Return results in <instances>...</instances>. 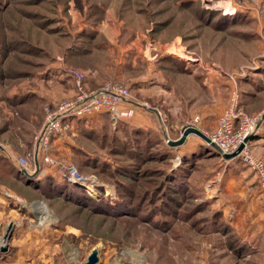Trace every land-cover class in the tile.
Here are the masks:
<instances>
[{
	"label": "rangeland",
	"instance_id": "1",
	"mask_svg": "<svg viewBox=\"0 0 264 264\" xmlns=\"http://www.w3.org/2000/svg\"><path fill=\"white\" fill-rule=\"evenodd\" d=\"M99 35H122L126 44L125 40L130 43L135 38L146 49V59L153 55L154 69L167 72L179 91L184 117L174 127L171 117L176 112H168L159 96L131 93L137 101L157 107L165 118L162 121L157 110L136 109L157 119L158 127L151 134L161 146L152 143L151 160L135 164L128 154L114 150L118 120L104 113L69 118L59 131L68 129V146L61 144L54 152L50 141L48 155L58 163L49 166L42 160L45 164L39 170V175L54 173L56 181L14 186L22 197L13 193L1 202V224L7 225L4 235L9 231L11 237L14 223L33 225L40 231L41 247L25 250L42 257L39 264H83L92 249L97 251L92 264H226L224 239L215 233L216 225L206 223L224 197L229 163L236 167L242 163L214 154L205 158L199 151L192 169L180 171L188 177L185 188H189L181 193L182 184L165 182L164 169L167 163L170 168L181 164L182 150L178 145L167 153L166 162L161 161L160 150L167 138L176 139L187 126L210 131L195 114L208 96L217 117L233 89L246 113L264 112V0H0V146L14 148L13 160L27 155L30 169L38 170L41 157H32L35 137L45 107L61 98L49 102L42 93L57 91L48 87V81H39L43 69L56 63L67 45L71 49L78 42L90 48L91 40L102 39ZM135 48L134 44L124 50L114 46L112 57L142 53ZM166 49L168 57L163 56ZM142 56L137 63L145 62ZM61 59L57 71L63 72L68 62ZM109 80L124 81L118 77L104 81ZM195 116L199 122L189 125ZM189 135L206 146L201 137ZM65 166L95 178L92 186L90 182L88 188L80 186L94 199L61 194L66 189L61 187ZM0 182H11L1 163ZM118 189L125 197L119 209L115 208Z\"/></svg>",
	"mask_w": 264,
	"mask_h": 264
},
{
	"label": "crops",
	"instance_id": "2",
	"mask_svg": "<svg viewBox=\"0 0 264 264\" xmlns=\"http://www.w3.org/2000/svg\"><path fill=\"white\" fill-rule=\"evenodd\" d=\"M102 39H94L89 44L90 48L79 46L80 44L74 43L71 49H68L70 45H67L65 54L58 57L62 61L68 62V67H76L85 74V85L89 89L96 88L105 79L118 77L123 82L130 85L131 93L134 97L156 95L160 97L161 103L165 102L168 112L173 110L176 112L171 120L174 127H177L179 120L184 117V107L181 105V96L179 91L176 90L174 82L169 81V74L160 71V78L158 80V73L154 69V63L151 56L147 58L146 49L142 50L138 43L130 40V43L122 42V35H99ZM80 38V37H77ZM77 40V39H76ZM121 40V41H120ZM129 44V45H128ZM134 44L138 50L144 55V63H137L138 57L142 56V53L131 52V55H125L123 59H116L112 57L114 46L117 49L124 50ZM73 46L74 49H73ZM135 48V49H136ZM169 49H166V53L163 56H169ZM104 55L101 57L100 53ZM126 54V52H125ZM143 55V56H144ZM142 56V57H143ZM55 59L56 63L48 66V69H43L44 75H39V81L41 84H47L49 86H55V89L51 92L45 90L42 91L47 101L54 102L62 96L71 95L73 93V81L69 76L57 71L59 60ZM117 64H116V63ZM114 64L115 68H114ZM145 66V67H144ZM142 67V69H140ZM164 68V66H162ZM165 71H168L167 69ZM46 72V73H45ZM160 83V84H158ZM158 84V85H157ZM173 85V88H172ZM211 84L208 82V86ZM44 89H47V87ZM138 95H136V94ZM46 94V95H45ZM140 94V95H139ZM171 99V100H170ZM170 101L172 106L170 107ZM205 104V103H204ZM211 99L208 96L205 106L197 109L195 114H199L201 120L203 119V127L212 130L217 122V115L215 116L214 105L211 106ZM193 111V109L191 110ZM190 111V112H191ZM194 114V115H195ZM214 115V116H213ZM156 116V115H155ZM180 118V119H179ZM101 119V118H100ZM99 120V119H97ZM130 126L147 128V130H155L158 127L157 119L149 112H135L131 119L127 120ZM68 129L64 130L63 134H56L51 138V147L54 152L59 151L61 144L68 146ZM195 137L188 135L185 141L179 145L182 150L181 153L197 152L201 147L200 144L194 141ZM250 145L254 153L264 159V122L260 126L259 131L250 137ZM14 148H11L8 144L0 146V163L4 168V171L10 176L7 171L8 159L13 160V155L10 153ZM68 149V147H67ZM17 151V150H16ZM20 154V153H19ZM18 156V155H17ZM20 156V155H19ZM7 158V159H5ZM229 172H231L226 181L224 197L221 199L216 210L220 211L224 226L221 229H217L215 233H219L224 239V260L226 264H264V196L259 188V184L255 173L248 167L240 164L236 167L231 161ZM6 168V169H5ZM246 172V174H245ZM13 194L6 182H0V245L4 233L6 232L7 225L2 226V200L11 197ZM8 249L6 251L0 250V264H39L42 257L36 256L33 252L28 251L26 254V248H37L41 246V234L39 230L31 224L24 225L20 223H14L12 227L11 237L6 240ZM31 253L32 255H29ZM48 262H54L52 258H48Z\"/></svg>",
	"mask_w": 264,
	"mask_h": 264
},
{
	"label": "built area",
	"instance_id": "3",
	"mask_svg": "<svg viewBox=\"0 0 264 264\" xmlns=\"http://www.w3.org/2000/svg\"><path fill=\"white\" fill-rule=\"evenodd\" d=\"M64 72L72 79L74 92L69 96L61 97L53 105L45 107L44 122L35 137L36 143L32 154L34 160L40 156L41 160L49 166L57 165L58 162L48 155V144L51 138L68 124L69 118L106 113L113 120L126 119L133 116L137 108L142 107L157 110L161 120L165 121L157 107L151 106L147 101L134 99L130 86L125 82L109 80L104 81L97 88L89 89L85 85L84 72L72 66L66 68ZM198 122L199 118L195 116L189 121V125H195ZM263 122L264 112L246 113L237 101V90L233 89L228 104L217 117L214 128L205 134L210 142L224 153H232L242 145L237 154L230 159H238L255 173L264 196V159L253 152L249 140L259 131ZM16 160L24 169H30L27 155H20ZM61 170H65L63 174L67 180L79 186L88 188V185L92 186L95 180L92 176L81 174L74 166H65Z\"/></svg>",
	"mask_w": 264,
	"mask_h": 264
},
{
	"label": "trees",
	"instance_id": "4",
	"mask_svg": "<svg viewBox=\"0 0 264 264\" xmlns=\"http://www.w3.org/2000/svg\"><path fill=\"white\" fill-rule=\"evenodd\" d=\"M77 36L89 37V39L93 37V35H77ZM139 108H142V107H139ZM142 110H146V109L143 108ZM104 114H106V113H104ZM127 120L128 119L122 118V119H118V121H117L118 125H116L117 127L114 128V131L116 132V134L114 133V138H113L114 139V146H116L114 150H116L117 153H120V154H128L130 156L131 160H133L132 161L133 164H135V162L139 163L141 160H143L142 162H146V161L151 160L150 153L152 152L151 151L152 150L151 149L152 143L158 142V144L160 145L161 141L160 140L155 141V138L153 140V136L151 134L152 131H149L146 128H142L139 126H137V127L133 126L132 127L127 123ZM118 127H119V129H117ZM57 134H60V132ZM177 147L178 146L169 145L166 142L165 147L162 146L161 148H163V149L160 150L161 151V153H160L161 161L163 162V160H164L166 162L164 157H166V159H167V155H168L167 153L171 152L172 150H176L175 148H177ZM178 150H179V147H178ZM199 151H201L200 153L205 158H210L213 154H214V156L215 155L221 156L209 144H206V146H204V147H200L197 152L181 153L180 156H181L182 162L180 165L170 168L169 164L168 163L166 164V167L164 169V176L166 179L165 182L167 184L171 183V182L182 184L183 187L182 186L180 187L181 193L185 192L184 190L189 189V188H185V186L188 187V185H187L188 177H183L184 174H183V172L181 173L180 171H183L184 169H186L187 173H188V168L192 169V166H194V164H196V160L198 159L194 154H197ZM6 163H7L6 168H7V171L9 172L10 178H11V182L8 183V186L12 190V193H14L17 197H22V196L17 191V188H15L14 186H20V185H22V186H26V185L33 186V184H38L39 181H42V180H44L43 182H45V183H47L48 181H56V179H54V177H56L55 175H53L54 173H51V174L48 173L47 174L46 172H44V173H42V175H39V173H40L39 170L42 168L43 164H45L42 160H38L36 163L35 168L37 167V169H38L37 171H35V170L32 171L31 169H24L15 160L8 159V161ZM130 166H133V165H130ZM188 176H189V174H188ZM172 177H174V178L172 179ZM61 178H62V182H63L61 187L63 188L65 186V188H66L61 193L63 196H64V194H66L67 196H71L72 197L71 199H74L75 197H79V198L83 197L84 199H87V198L94 199V197H92V196L88 195L86 192H84L82 187H80L79 185H77V184L75 185V184L69 182L66 178H63V177H61ZM168 178H171V179L169 180ZM54 183L55 182H53V185H54ZM120 186H122V185L119 184V187ZM190 189H195V188L190 187ZM117 191L118 192H117V200L115 202V204H116L115 208L119 209L122 207L123 204H125V199H124L125 197L120 192V189H118ZM98 197H103V196H98ZM75 200H77V199L75 198ZM97 203H100V202H97ZM164 220H166V219H164ZM224 224L225 223L222 220V217L220 215V211L214 210V212L212 213V220L209 221V223H206V226L207 225H209V226L216 225L217 229H221L224 226Z\"/></svg>",
	"mask_w": 264,
	"mask_h": 264
},
{
	"label": "water",
	"instance_id": "5",
	"mask_svg": "<svg viewBox=\"0 0 264 264\" xmlns=\"http://www.w3.org/2000/svg\"><path fill=\"white\" fill-rule=\"evenodd\" d=\"M189 134H195V135L201 137L207 144L211 145L225 159H230V158L234 157L237 154V152L242 147V145H240L237 148L236 151H234L232 153H224L215 144H213L212 142H210L208 136L205 133H203L198 128L192 127V126L185 127L182 130V132L179 135V137H177L176 139H169V138H167V143L169 145H172V146L181 145L185 141L186 137ZM9 236H10L9 235V231H8V234H6V235L3 236L2 242H1V245H0V250L1 251H6L7 250L6 240L9 238ZM96 254H97V251L95 249H92V251L89 253V255L87 257V260L83 264H92V263H94L97 260Z\"/></svg>",
	"mask_w": 264,
	"mask_h": 264
},
{
	"label": "bare ground",
	"instance_id": "6",
	"mask_svg": "<svg viewBox=\"0 0 264 264\" xmlns=\"http://www.w3.org/2000/svg\"><path fill=\"white\" fill-rule=\"evenodd\" d=\"M72 196H73V195H72ZM75 198H76V197H75ZM77 198H78V197H77ZM77 198H76V199H77ZM44 210H45V208H44ZM44 210H42V211H44ZM42 211H41V212H42Z\"/></svg>",
	"mask_w": 264,
	"mask_h": 264
}]
</instances>
